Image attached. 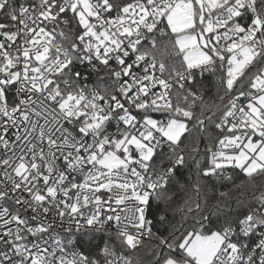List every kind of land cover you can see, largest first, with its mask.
I'll list each match as a JSON object with an SVG mask.
<instances>
[{
	"label": "snow or ice",
	"instance_id": "snow-or-ice-1",
	"mask_svg": "<svg viewBox=\"0 0 264 264\" xmlns=\"http://www.w3.org/2000/svg\"><path fill=\"white\" fill-rule=\"evenodd\" d=\"M0 264H264V0H0Z\"/></svg>",
	"mask_w": 264,
	"mask_h": 264
}]
</instances>
